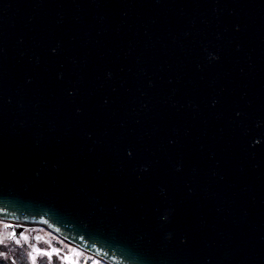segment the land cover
I'll list each match as a JSON object with an SVG mask.
<instances>
[{
    "label": "water",
    "instance_id": "water-1",
    "mask_svg": "<svg viewBox=\"0 0 264 264\" xmlns=\"http://www.w3.org/2000/svg\"><path fill=\"white\" fill-rule=\"evenodd\" d=\"M0 219L264 264V0H0Z\"/></svg>",
    "mask_w": 264,
    "mask_h": 264
},
{
    "label": "rangeland",
    "instance_id": "rangeland-1",
    "mask_svg": "<svg viewBox=\"0 0 264 264\" xmlns=\"http://www.w3.org/2000/svg\"><path fill=\"white\" fill-rule=\"evenodd\" d=\"M0 253L17 259L31 260L35 264H46L53 259H59L66 264H82L84 255L92 257L44 225H27L18 232L9 221L1 219Z\"/></svg>",
    "mask_w": 264,
    "mask_h": 264
},
{
    "label": "trees",
    "instance_id": "trees-1",
    "mask_svg": "<svg viewBox=\"0 0 264 264\" xmlns=\"http://www.w3.org/2000/svg\"><path fill=\"white\" fill-rule=\"evenodd\" d=\"M56 258H58V257L56 256ZM82 260H83L82 264H93L94 262H98V264H108V263L102 261L101 259H98L94 255H92V257L88 256V255H84L82 257ZM0 264H35V263H33L31 260L17 259L14 257L5 256V255L0 253ZM46 264H66V263L62 262L59 259H53V260H50L49 263H46Z\"/></svg>",
    "mask_w": 264,
    "mask_h": 264
}]
</instances>
